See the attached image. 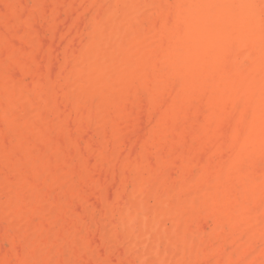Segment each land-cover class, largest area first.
Segmentation results:
<instances>
[{"label":"bare ground","instance_id":"1","mask_svg":"<svg viewBox=\"0 0 264 264\" xmlns=\"http://www.w3.org/2000/svg\"><path fill=\"white\" fill-rule=\"evenodd\" d=\"M92 236L264 264V0H0V264H106Z\"/></svg>","mask_w":264,"mask_h":264},{"label":"rangeland","instance_id":"2","mask_svg":"<svg viewBox=\"0 0 264 264\" xmlns=\"http://www.w3.org/2000/svg\"><path fill=\"white\" fill-rule=\"evenodd\" d=\"M32 9H33V8H32ZM32 9H30V13H31ZM64 12H66V13L68 14V17H69V22H68L67 25H66V24H63V23H66V22L68 21V20H66V22H64L65 19H67L66 16H65L66 13H64ZM71 12H73V11H66L65 8H64V10H63V7L61 8V10H60V14H59V16H60L61 18H60V22H59V24H58V26L60 25V27H57L58 30L54 28V29H55L54 32H55V31H58V33H57L58 35H57V36L55 35V37H57V38H56V39H57L56 41H55V38H53V37H54V32H51L49 26H54V27H56V26H57V23H58V19H56L57 22L55 21V22H53V24L51 23V19H48V20L42 21V26L45 27V26L47 25L49 28L46 27V29H44V31L42 30V31H43V34L41 33V36H40L39 39L43 40V39H45V38L47 37V38H48V41H49L48 44H49L52 40H54L53 45H52V42H51L49 45L52 46V47L54 48V49H53V48L51 47L52 50L55 51L56 55L59 54L58 57L60 56V57H59L60 59H58V60H59V66H57V64H56V68H55V69H57V70H55L56 72L59 71V70L61 69V66H63V63H64V57H63V54H64V51L67 49V47L70 46L69 43H72L71 45H74L75 47H79V46H81V45L78 44V42H79L78 32H77L78 40H77V38H76V40H77L78 42H77L76 40H73V41H76L75 44H73V42L71 41V40L73 39V37H76V30L79 29V28L77 27V23H75V21H76V19H78L79 15H78V13H77L76 11H75L76 13L73 12V15L71 14ZM75 14H76V15H75ZM71 15H72V16H71ZM59 16H58V18H59ZM34 17H35V18H34ZM34 19H36V20H34ZM78 20H80V19H78ZM37 21H38V22H37ZM82 21H83L82 23H84V20H82ZM32 22H35V23L37 22L36 24H38V27L41 26V21L36 17V15L33 16V20H32ZM35 23H33V25H36ZM44 24H45V25H44ZM54 24H55V25H54ZM72 24H74V26H73V30H74L75 32L73 31V33H68L69 30H71V28H72ZM79 24H80V23H79ZM64 25H65V26H64ZM34 27H35V26H34ZM64 27H65V28H64ZM82 27H84V24L82 25ZM41 28H42V27H41ZM35 29L39 30L37 27H35ZM59 29H60V30H61V29H63V30L65 29V32L63 31L64 34L62 33V35H63V37H64L63 39H65V37H66V40H63V43H62V41H61V40H62V39H61L62 37H60V34H61V31H62V30L60 31ZM40 30H41V29H40ZM40 30H39V31H40ZM71 32H72V30H71ZM62 35H61V36H62ZM65 35H67V36H65ZM41 40H40V41H41ZM40 41H39V42H40ZM60 41H61V43H59ZM64 41H66V42H64ZM44 42H46V40H45ZM67 42H68V43H67ZM80 42H81V41H80ZM80 42H79V43H80ZM41 43H42V42H40V44H41ZM48 44H47V45H48ZM47 45L45 46V45H43V43H42V46H45L44 49H47ZM49 45H48V47H49ZM78 45H79V46H78ZM54 46H55V47H54ZM58 46H59L60 48H59ZM55 48H59V50H58V49H55ZM56 50H58V51H56ZM57 52H58V53H57ZM74 116H75V115H74ZM73 123H74V121H72V122L69 123V124L74 125ZM80 124H82V123H80ZM71 125H70V126H71ZM76 126H77V127H76L77 129H78V127H80V128H81V127H85V125H84V126H78L77 123H76ZM72 127L75 128L74 126H72ZM72 127H70V128H72ZM73 128H72V129H73ZM77 129H75V130L77 131ZM83 130H84V128H83ZM83 130L81 129V131H82V132H81V133H82V134H81V137H83V135L87 136V135H88V132L90 133V131L92 132L91 136H90V134H89V136H87V140H90L91 137H93V135H94L93 130H88V129L85 128V130H87V132L84 130V131L86 132L85 134H83V133H84ZM73 131H74V130H73ZM77 134H79V136H80V133H79V132H78ZM83 138H84V137H83ZM85 139H86V137H85ZM82 145H84V144H82ZM72 149L75 150V148H72ZM72 149H71V150H72ZM115 178H116L115 181H116V182H119L120 177L117 176V177H115ZM111 179H114V178L111 177ZM115 181H114V180H113V181L111 180L112 183L115 182ZM116 182L113 183L112 185H113V186L117 185ZM110 184H111V183H110ZM116 187H118V186H116ZM116 187H112V188H111V186H110L111 189H110V191H109V194L111 193L110 197H113V196H114L113 193H114V191H115V196H116L115 199H117V195H116V194H117V193H116L117 188H116ZM115 188H116V190H115ZM128 195H130L129 192H128ZM67 196H68V198H67ZM67 196H65L64 198H62V201H61V202H62L63 204H65V202L67 203V199H69V197H70L71 195H67ZM91 196L94 198L93 195H91ZM91 196H90V201H91ZM73 197H74V196H73ZM127 197H128V196H127ZM153 197H154V196H153ZM93 198H92V199H93ZM73 199H74V198L70 197V199H69L68 201L71 202ZM94 199H95V198H94ZM126 199H127V198H126ZM126 199L124 198L125 201H126ZM153 199H154V200H153ZM75 200H76V198H75ZM75 200H73V201H74V202H73L74 204L72 203V204L74 205V206H73L74 208L72 207L73 209H76V208H77V207H76V204L79 206V202H77L78 199L76 200V203H75ZM95 200H96V199H95ZM93 201H94V200H93ZM125 201H124V202H125ZM61 202H60V203H61ZM69 202H68L67 204H69ZM91 202H92V201H91ZM113 202H114V201H113ZM116 202H117V200H116ZM150 202H151V203H150V206H154L155 203H156V199H155V197L152 198V199H150ZM152 202H153V203H152ZM122 203H123V201H122ZM92 204H94V202H93ZM79 208H80V207H79ZM77 209H78V208H77ZM93 212H94V211H93ZM90 213H92V212H90ZM92 215H93L92 218L94 219V221H95V219H96V222H95V223H92V224H94V225H93V229L96 230V228H94V227H96V226L99 225V224L97 225V220H99V219H98L96 216H94V213H93ZM89 216H90V215H89ZM100 218H101V217H100ZM90 220H91V217H90ZM101 220H102V219H100V221H101ZM91 221H92V220H91ZM94 221H92V222H94ZM100 221H99V223H100ZM102 222H103V221H102ZM104 222H105V221H104ZM104 222H103V223H104ZM116 223H117V222H116ZM206 223H207V224H205V225H208V226H204V227H205L204 230H205V232L208 233V232H210L209 230L211 229V225H209V224H210L209 221H206ZM101 224H102V223H101ZM101 224H100V225H101ZM95 225H96V226H95ZM203 225H204V224H203ZM98 227H99V226H98ZM98 227H97V230H98ZM208 227H209L210 229H208ZM111 228H112V227H111ZM107 229H110L109 226L107 227ZM97 230H96V232H95V233H96L95 235H98ZM92 237H93V236H92ZM97 237H98V236H97ZM93 238H95V236H94ZM99 238H100V237H98V239H99ZM119 240H121V239H120V238H117V240H114V241H117V242L121 243V246L118 245L119 243L114 242V241H112V240L107 242V244H109V245L115 243V244L117 245V247H116V245H112L110 248H109V246H108V248L110 249V250H108L109 253L107 254V256H106V253H104V255L107 257L106 259L109 261V262L106 261V264H112V263H111V260L113 259L114 256L116 257V258L114 257V260H112V262H113V261L115 262V263L113 262L114 264H122V263H123V264H129V263H130V264H141L140 262H141L142 259H139L140 257H139L138 255H140V254H139V250H138V249H140V251H142V253H143V251L145 250L146 253H147V255L150 256V257L154 255V252H155L154 249L151 250V251H153V252L151 253V251H148V252H147L146 249L143 250L142 248H136V249L134 250V251H135V255H134V252H132V253H129L130 255L128 254V257H127L126 253H128L127 250L129 249V246L126 245L123 241L121 242V241H119ZM94 241H95L94 246H96L97 248H96V247H93V248H95V249H93V250H95V251H96V250H97V251L99 250L98 253H99L100 251H102V249L104 250V249H105L104 247L107 248V244L101 245V247H100V245H99V246L97 245V243H98V244L101 243V240H100V239H99V241H98V240L95 238ZM96 242H97V243H96ZM99 242H100V243H99ZM110 242H112V243L110 244ZM101 244H102V243H101ZM105 245H106V246H105ZM103 246H104V247H103ZM114 246H115V247H114ZM124 247H125V248H124ZM127 247H128V248H127ZM98 248H100V249H98ZM101 248H102V249H101ZM108 248H107V249H108ZM107 249H106V251L104 250V252H107ZM124 249H125V251H126L125 253L123 252ZM2 250H4V251H8V250H9V245H8V244L2 245V249H1L0 251H2ZM94 253H95V252H94ZM98 253H97V254H98ZM102 253H103V251H102ZM113 253H115V255H114ZM123 253H124V254H123ZM140 253H141V252H140ZM142 253H141V254H142ZM95 254H96V253H95ZM97 254H96V256H97ZM117 254H118V255L120 254V256L118 257ZM143 254H144V253H143ZM111 255H112V257H111ZM123 255L126 256V258H123ZM131 255H133V258H135V260L132 259V256H131ZM136 255H137V256H136ZM144 255H145V254H144ZM105 256H104V257H105ZM140 256H141V255H140ZM142 256H143V255H142ZM142 256H141V258H142ZM129 257H130L131 259H130ZM138 257H139V258H138ZM117 258H121V260L119 261V259L117 260ZM136 258H138V259H136ZM124 259H125V260H124ZM122 260H123V262H122ZM126 260H127V261H126ZM128 260H129V261H128ZM138 260H140V262H139ZM116 261H119V262H122V263H119V262L116 263ZM91 263H92V262H91ZM94 264H95V263H94Z\"/></svg>","mask_w":264,"mask_h":264}]
</instances>
